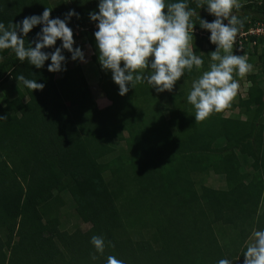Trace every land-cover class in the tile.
I'll return each instance as SVG.
<instances>
[{
    "label": "trees",
    "instance_id": "trees-1",
    "mask_svg": "<svg viewBox=\"0 0 264 264\" xmlns=\"http://www.w3.org/2000/svg\"><path fill=\"white\" fill-rule=\"evenodd\" d=\"M99 2L0 0L6 27L41 16L46 7L50 19L77 13L67 26L90 47L97 85L110 103L98 108L81 69L69 67L68 51L66 71L51 73L50 59L36 69L11 49L0 50V117H7L0 120V264H107L110 255L124 264H243L252 231L264 230V35L243 40L247 57L263 45L256 73L245 76L246 98L196 123L187 95L216 50L211 33L192 17L194 54L204 64L186 70L171 92L144 82L121 96L99 63L98 22L89 15L98 13ZM197 2L187 0L200 19L214 21ZM240 5L233 10L244 22L240 31L264 28V0ZM42 28L22 36L26 47H35ZM58 42L43 51L54 52ZM19 75L44 89H27ZM235 109L236 117H224ZM211 174L224 176L225 190L201 184ZM62 194L89 223L90 238L104 239L103 254L85 245L79 230L76 241L63 230Z\"/></svg>",
    "mask_w": 264,
    "mask_h": 264
},
{
    "label": "clouds",
    "instance_id": "clouds-1",
    "mask_svg": "<svg viewBox=\"0 0 264 264\" xmlns=\"http://www.w3.org/2000/svg\"><path fill=\"white\" fill-rule=\"evenodd\" d=\"M204 5L216 17L214 21L200 19L187 0L176 3H166L165 0H100L98 13L89 15L93 22H98L94 35L99 63L103 70L111 71L114 83L119 86V95H126L129 85L135 89L144 82L158 93L171 92L186 70L190 73L194 68L197 71L202 68L204 60L194 54L195 23L192 17L197 16L200 27L211 33L210 42L216 45V50L208 54V70L193 80L187 102L194 109L196 123L231 106L240 89L234 74L243 79L253 70L246 56L235 55L232 51L244 23L233 14V10L241 5L239 0H198L196 7ZM51 12L52 9L46 7L41 16L25 17L19 24L11 22L6 27L0 23V50L11 49L19 61L27 60L36 69L43 68L50 59L48 71L51 73L66 71L63 50L71 53L73 61L86 62L81 49L73 48V31L67 26L68 20L72 16L78 18V14L70 11L61 20L50 19ZM37 25H43V28L32 42L35 47H26L22 36L26 37ZM57 40L62 41L61 47L54 52L43 51L52 48ZM16 79L31 91H42L45 87L23 75ZM6 119L0 117V120ZM250 240L252 242L243 253V264H264V230L254 229ZM91 244L97 253L103 254L105 242L102 237L93 236ZM91 259L96 260L97 256L92 254ZM107 264L124 262L110 255ZM218 264H231V261L221 259Z\"/></svg>",
    "mask_w": 264,
    "mask_h": 264
},
{
    "label": "rangeland",
    "instance_id": "rangeland-1",
    "mask_svg": "<svg viewBox=\"0 0 264 264\" xmlns=\"http://www.w3.org/2000/svg\"><path fill=\"white\" fill-rule=\"evenodd\" d=\"M169 1L174 2L176 0H165V2H169ZM246 1L247 0H239V3H244ZM73 39L75 41L73 48L74 49L75 48L81 49V51L84 53V57H85L86 62H81L80 60L73 61L70 57L68 59L69 67L73 68V69H77V68L81 69L86 81L89 84V88H90V91L92 93V96L95 99L96 105L98 106L99 109H104L103 108L104 106L102 103L105 100H103V99L100 100V98H102L103 96H102L101 91L97 85L99 75H98V71L96 69V66L91 61V56H92L91 49L88 46V44L86 43L85 39H82V38H73ZM57 45H58V47H61L62 41L58 42ZM262 47H263V45H260L256 49L255 55H253L251 57H247L246 54H243V53L238 54V53L233 52V54L246 56L248 58V63L252 64L254 67V66H256L257 57L260 55ZM214 49H216V45H214ZM66 52H67V50H63L62 54L65 56ZM65 58H66V56H65ZM208 61H209L208 62V67H209L210 60H208ZM252 71L254 73H256V71H254V68ZM235 79L239 82L240 89L238 91L237 96L232 101V103H234V104H236L238 102V99L240 96L242 98H246L244 95L246 94V91H247L248 87L250 86V84L246 80V77L241 79L238 75H235ZM247 103L250 104V102H247ZM257 103L260 107L263 106L262 98H260ZM106 104L108 106L110 105V103H106ZM236 115H238V109H235L232 111H227L224 113V117H236ZM242 162H243L242 170L243 171L249 170V164L250 163L249 162L246 163L245 161H242ZM201 184H203V185H205L211 189H215V190H225V188H226V181H225V178L223 175L211 174V175L207 176L205 178V180H202ZM60 197L62 198V200L64 202V207L61 209V222H62V225L64 228L63 230H66L71 234L73 241L77 240V238L75 236V232L77 230H79L80 233L83 234V236L85 237V240H86L85 245H90L91 244V238H90V234H89V230H90L89 223L82 216V214L75 208L73 202L71 201L70 197L67 194H62ZM251 242L252 241L249 238L247 245Z\"/></svg>",
    "mask_w": 264,
    "mask_h": 264
},
{
    "label": "built area",
    "instance_id": "built-area-1",
    "mask_svg": "<svg viewBox=\"0 0 264 264\" xmlns=\"http://www.w3.org/2000/svg\"><path fill=\"white\" fill-rule=\"evenodd\" d=\"M261 36L264 35V28L261 26L251 27L247 32L240 31L236 37V41L233 45V52L242 53L243 51V40H246L248 36Z\"/></svg>",
    "mask_w": 264,
    "mask_h": 264
},
{
    "label": "crops",
    "instance_id": "crops-1",
    "mask_svg": "<svg viewBox=\"0 0 264 264\" xmlns=\"http://www.w3.org/2000/svg\"><path fill=\"white\" fill-rule=\"evenodd\" d=\"M101 99H103V100H105L102 104H103V108H106L108 105L106 104V103H109L106 99H104L103 97L102 98H100V100Z\"/></svg>",
    "mask_w": 264,
    "mask_h": 264
}]
</instances>
